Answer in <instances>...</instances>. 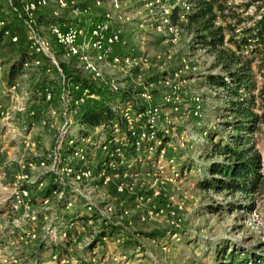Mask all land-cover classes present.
<instances>
[{"label": "rangeland", "instance_id": "obj_1", "mask_svg": "<svg viewBox=\"0 0 264 264\" xmlns=\"http://www.w3.org/2000/svg\"><path fill=\"white\" fill-rule=\"evenodd\" d=\"M9 1L15 4L0 0V18L9 16ZM98 1L67 0L66 9L51 1L33 17L50 39L45 30L50 23L44 20L84 27L108 15L111 27L120 31L114 51L133 55L129 63L107 62L92 76L78 58L66 57L51 42L57 64L64 75L80 74L102 94L125 96L140 108L158 105L161 141L178 167L157 174L151 168L153 155L146 158L112 126L90 151L89 162L80 149L64 158L79 132L74 115L94 105L98 96L87 91L86 97L85 89L63 83L66 93L60 98L35 101L30 91L42 70L62 84L41 58L7 88L2 78L11 56L0 49V264H221L222 253L246 264H264V188L246 197L201 187L218 178L210 170L222 159L211 154L210 144L227 142L228 123L234 120L224 102L215 100L220 91L204 84L213 57L191 44L193 26L188 23L174 20L180 34L175 44L169 43L163 29L150 21L147 0H120L117 8ZM262 82L264 77L257 76V87ZM167 97L172 100L168 104ZM251 141L264 182V122ZM78 162L90 168V176L75 178ZM100 172L109 177L107 183ZM91 215L97 219L76 221ZM108 226L117 233L100 238V228ZM57 246L63 252L54 251Z\"/></svg>", "mask_w": 264, "mask_h": 264}, {"label": "trees", "instance_id": "obj_2", "mask_svg": "<svg viewBox=\"0 0 264 264\" xmlns=\"http://www.w3.org/2000/svg\"><path fill=\"white\" fill-rule=\"evenodd\" d=\"M255 3L256 11L264 8V0H249L243 7L246 9ZM188 4L191 11L185 13V19L188 25L193 26L191 44L213 57V63L204 77V84L220 91L215 100H222L226 105L225 109L234 119L228 123L231 130L229 140L224 142L225 140L220 139L210 144L211 154L222 159L221 164L214 165L210 170L212 177L216 175L218 178L205 180L201 187L219 189V192L233 191L248 197L264 188V182L260 180L258 174L260 158L253 150L251 141V135L257 131V126L264 122V82L259 87L256 85V77H264V10L260 14V19L248 27L242 25L246 20L234 11L228 10L224 14L222 0H188ZM216 17L221 21L218 27L214 26ZM172 20L174 22L175 19ZM0 22L2 23L0 49H4L11 56L10 65L2 78V82L8 88L19 81L24 72L23 64L34 56L29 49L23 24L18 16L10 11L9 16L0 18ZM43 23L58 25L61 29L68 26L63 20L56 18L44 20ZM11 36L17 37L15 43L11 42ZM49 69L54 72L55 78L59 79L56 71L52 67ZM63 83L80 87L98 96L94 105L83 106L74 115L79 132L74 138V144L67 148L64 156L72 158L73 151L80 149L84 152L85 160L89 162L90 151L100 146H97L99 139L111 132L112 122L121 124L113 107H121L125 102H132L125 96L100 93L80 74L65 73L64 82L55 84L51 73L45 74L43 70L33 84L30 96L35 101L45 102L46 90L53 100L60 98L62 91L66 93ZM255 109L259 114L253 112ZM95 130L98 132L93 135ZM158 138L159 147L165 149L166 143L161 141V133L158 134ZM140 150L145 155L146 147L142 146ZM82 165V162H78L75 168ZM177 167L175 163V171ZM96 219L94 215L80 216L76 221L87 222ZM100 229H102L99 230L100 238L109 239L117 233L111 226ZM58 250L63 252L61 246H57L54 251ZM221 264L246 262L239 261L235 254L222 253Z\"/></svg>", "mask_w": 264, "mask_h": 264}, {"label": "built area", "instance_id": "obj_3", "mask_svg": "<svg viewBox=\"0 0 264 264\" xmlns=\"http://www.w3.org/2000/svg\"><path fill=\"white\" fill-rule=\"evenodd\" d=\"M51 1L59 9H66L68 7L67 0H15V4H12L10 1L8 2L10 11L22 21L29 49L34 56L30 61L23 64L24 70L38 65L40 63L39 58H41L48 62L56 71L59 79L64 82L65 75L59 64H57L56 53L53 50L52 43L63 48L66 57L78 58L82 63V70L92 76H98L100 67L107 64V62L112 64H127L134 58L133 55L121 56L118 52L114 51L119 42L120 31L114 30L111 27L108 15L102 21L87 22L84 27L74 26L61 29L58 25L49 24L45 30L51 40L45 37L33 14L38 9L46 7ZM70 1L72 4H75L79 0ZM105 1L99 0L97 4H102ZM107 1L112 8H117L121 3L120 0ZM248 2L249 0H222L225 7L224 14L228 10H232L246 20L242 25L253 26L255 21L260 19V14L264 8L256 11L255 3L245 9L243 6ZM146 7H148L150 21H152L155 28L163 29L166 40L171 44H175L179 38L180 31L172 19L174 18L176 22L182 24L187 23L185 13L191 11L188 0H147ZM53 17H56V15ZM220 25L221 21L219 17H216L214 26L218 27ZM1 26L2 23L0 22ZM16 40V36H11V42L15 43ZM177 76L178 74L175 73L174 77ZM84 93L87 97V90ZM44 94L46 98L49 97L46 90ZM89 96L90 98L93 97L92 95ZM164 101L168 104L172 100L170 97H167ZM113 110L118 119H120L121 124L112 122V132L124 135L137 149H140L142 146L146 147V158L151 155L155 156L151 168L157 174L174 173L175 161L167 157L164 148L160 149L159 147L158 134L163 133L159 128V123L161 122L160 107L158 105H148L139 110L137 106L129 103L124 108L114 106ZM90 175V168L83 165L74 170V176L77 180L87 178ZM100 175L105 177L104 183L109 181V177L105 176L104 172H100ZM152 185L156 193L161 190L157 185V181H154ZM22 193L26 195L25 192ZM169 215L172 220L171 225L173 226L175 225L173 220L174 214L170 213Z\"/></svg>", "mask_w": 264, "mask_h": 264}]
</instances>
